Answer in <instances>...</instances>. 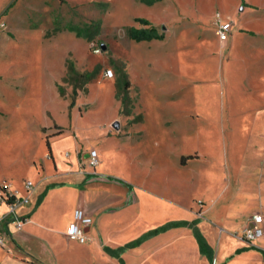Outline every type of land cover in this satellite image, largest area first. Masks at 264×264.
I'll return each instance as SVG.
<instances>
[{"label": "rangeland", "instance_id": "1", "mask_svg": "<svg viewBox=\"0 0 264 264\" xmlns=\"http://www.w3.org/2000/svg\"><path fill=\"white\" fill-rule=\"evenodd\" d=\"M136 19L164 38L131 39L129 29L145 27ZM219 19L232 23L225 41L217 35ZM125 92L129 114L122 112ZM173 127L177 150L196 134L202 147L237 153L228 158L241 164L250 163L254 149L262 154L264 0H0V182L23 192L26 181L38 184L44 167L54 171L51 160L75 149L78 169L86 167L83 153L99 149L116 172L123 137L135 144L149 183L152 175L165 176L151 173L152 143L165 146L161 133ZM184 173L168 174L174 197L187 204L209 196L206 183L185 187ZM217 194L216 200L237 197L234 207L219 211L235 212L241 194ZM71 210L67 203L59 214L68 218ZM22 247L26 254V240Z\"/></svg>", "mask_w": 264, "mask_h": 264}, {"label": "crops", "instance_id": "2", "mask_svg": "<svg viewBox=\"0 0 264 264\" xmlns=\"http://www.w3.org/2000/svg\"><path fill=\"white\" fill-rule=\"evenodd\" d=\"M173 135L175 127L166 128L161 133V138L167 140L165 146L158 141L152 143L155 149L148 162L151 173L163 171L165 176L152 175L149 183L144 181L143 159L137 161L135 158L138 155L133 149L135 144L123 137H119L121 151L118 152L125 157H121L122 166L116 172L106 167L107 157L99 149L95 150L102 158L98 164L100 170L89 165V152L83 153L86 167L80 170L76 149L70 154L67 151V157L56 162L51 147L54 171L47 174L44 167L38 172V184L28 180L35 184L32 193L25 190L26 182L23 192L7 181L0 182L8 191L29 196V204L18 209L26 222L19 230L12 224L7 227L6 246H0V264H214V261L215 264H264V235L253 244L240 238L250 224L251 214L259 209L261 212L257 214L263 218L264 230V151L261 164L258 163L261 156L258 149L249 154V164H241L237 159L228 158L237 153L202 147L196 134L188 142L191 145L177 150ZM78 147L80 145H76ZM127 151L130 155H125ZM174 171L186 172L182 177L185 187L206 183L209 196L182 203L179 197H174L176 191L168 175ZM218 172H221L219 176ZM67 176L72 178L69 182H66ZM217 177H222V186L216 182ZM108 190L109 197H105ZM229 190L235 195L241 194V200L235 205L237 210L232 209L235 212L222 214L219 212L222 208L234 207L237 197L216 200L215 195L217 191L226 193ZM43 192L45 196L37 205ZM67 203L73 210L68 218H62L59 213ZM78 208L97 221L95 236L91 235V227L90 241L83 245L67 239ZM6 210V203L0 204V215ZM179 222H197L208 247L201 251L189 226H173L136 246L120 250L150 231ZM25 240L26 254L22 247Z\"/></svg>", "mask_w": 264, "mask_h": 264}, {"label": "built area", "instance_id": "3", "mask_svg": "<svg viewBox=\"0 0 264 264\" xmlns=\"http://www.w3.org/2000/svg\"><path fill=\"white\" fill-rule=\"evenodd\" d=\"M232 23L230 21H222L219 19L217 35L221 41L228 39ZM98 52L100 50H97ZM107 77H113L112 69H107L105 72ZM100 163L98 153L96 150L89 152V165L96 167ZM25 190L28 194L35 190V184L32 181H26ZM6 203L7 210L4 214L0 215V246L5 247L8 239V225L12 224L16 229H21L26 218L18 214V209L22 206L29 204V196H19L15 192L8 191L6 187L0 186V204ZM263 218L259 214H255L250 219V224L242 231L240 238L253 244L264 235ZM95 225V221L83 209H76L74 212L73 222L70 224L67 237L71 241L85 244L90 241L88 234L91 227ZM215 264V261H214Z\"/></svg>", "mask_w": 264, "mask_h": 264}, {"label": "trees", "instance_id": "4", "mask_svg": "<svg viewBox=\"0 0 264 264\" xmlns=\"http://www.w3.org/2000/svg\"><path fill=\"white\" fill-rule=\"evenodd\" d=\"M137 22H139L140 24H142L143 26H145L144 28L142 29H136V28H131L129 29L128 31V35L131 39L135 40V41H150V40H153V39H163L164 38V35L160 34L157 29L155 27H151L150 26V22L146 19H136ZM68 74L71 75L70 77V80L72 82H74V77H75V68L72 64H69L68 63ZM74 75V76H73ZM125 89L126 91L128 90L129 88V83L126 82L125 83ZM117 96L119 97V92L117 94ZM122 105H123V111H125L124 108H126V112L127 114H129L130 112L128 111V106L130 105V101L128 100V96H127V92L124 93L123 95V98H122ZM45 196V192H43V194H41L39 200H38V203L37 205L41 202V200L43 199V197ZM197 222H192V223H188V222H179V223H169V224H166L165 226H162L158 229H155L153 231H150L148 232L147 234L143 235L141 238H139L138 240L132 242V243H129L127 244L125 247H122L120 250L123 251L124 249L126 248H129V247H133V246H136L138 244H140L142 241H144L145 239H147L148 237H150L151 235L153 234H157L159 232H162V231H165L167 230L168 228H171L173 226H189L199 245H200V249L201 251H204L208 245L206 243V240L204 239V237L202 236V234L200 233L199 229L197 228L196 226Z\"/></svg>", "mask_w": 264, "mask_h": 264}, {"label": "water", "instance_id": "5", "mask_svg": "<svg viewBox=\"0 0 264 264\" xmlns=\"http://www.w3.org/2000/svg\"><path fill=\"white\" fill-rule=\"evenodd\" d=\"M107 49V46L105 45V44H102L101 45V50H103V51H105ZM119 123L118 122H115L114 124H113V127L115 128V129H119Z\"/></svg>", "mask_w": 264, "mask_h": 264}]
</instances>
